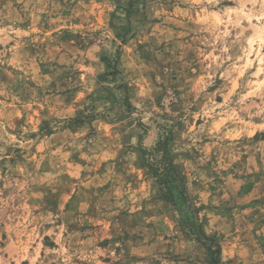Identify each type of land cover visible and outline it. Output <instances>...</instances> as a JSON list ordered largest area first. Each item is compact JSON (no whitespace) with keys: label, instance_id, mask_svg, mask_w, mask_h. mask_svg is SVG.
Returning <instances> with one entry per match:
<instances>
[{"label":"rangeland","instance_id":"rangeland-1","mask_svg":"<svg viewBox=\"0 0 264 264\" xmlns=\"http://www.w3.org/2000/svg\"><path fill=\"white\" fill-rule=\"evenodd\" d=\"M211 256L264 264V0H0V264Z\"/></svg>","mask_w":264,"mask_h":264},{"label":"trees","instance_id":"trees-1","mask_svg":"<svg viewBox=\"0 0 264 264\" xmlns=\"http://www.w3.org/2000/svg\"><path fill=\"white\" fill-rule=\"evenodd\" d=\"M208 249H209V251H211V247H208ZM215 253L218 255V250H217V252H215ZM210 262H211L212 264H216L217 259L214 258L213 256H211V260H210Z\"/></svg>","mask_w":264,"mask_h":264}]
</instances>
